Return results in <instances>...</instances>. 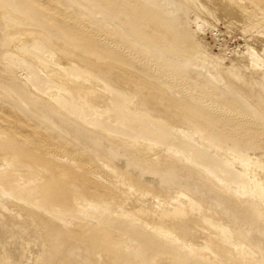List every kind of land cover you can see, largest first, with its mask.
Instances as JSON below:
<instances>
[{
  "label": "rangeland",
  "instance_id": "obj_1",
  "mask_svg": "<svg viewBox=\"0 0 264 264\" xmlns=\"http://www.w3.org/2000/svg\"><path fill=\"white\" fill-rule=\"evenodd\" d=\"M32 1L0 0V102L4 103L2 105L0 103V117L12 120L13 126H18L14 117H17L19 113L22 114L23 110V114L33 126L45 132L47 130L49 135H55V132L66 142L75 145L79 151L88 153L90 159L99 162L100 167L103 168L105 164L111 165L119 172L131 176L139 184L158 190L167 197L180 193L187 198L191 209L188 217L170 220V224L174 227L173 232L162 240L171 243V247L159 250L156 256H154L156 251L154 254L138 251L140 243L130 234L119 232L117 241L120 246L114 249L111 258L100 261L101 251L89 248V240L77 238L76 232L71 227V223L80 222L86 215L99 218L98 211L91 208L89 203L84 205L82 212H77L74 204L65 201L48 204L44 197H40V204H47L50 213L60 221L61 225L57 231L63 235V241H60L61 236H56V239L48 236L49 243H47L43 238V232L34 226L33 221H29V218L24 216H17L16 212L11 211L7 205H2L4 202L0 197V264H183L184 261L197 258L191 253L190 247L185 248L181 243L199 234L195 228L198 224L206 227L202 236H208L212 247V254H208L209 259L213 255L220 264H264V218L260 217V213L264 211V39L261 40L258 36L264 30V23L251 29L247 23L224 11L207 12L203 1L200 2L202 6L199 3L194 4L196 7L186 6L184 0H162V6L153 4L149 0H62V2L54 0L57 3L56 6L48 7L34 5ZM173 1L175 3L173 11L163 8ZM59 7L63 8L64 12ZM145 7L149 8L153 14L142 16L143 11L140 9L144 10ZM202 8L205 10L203 11ZM261 8L264 11V5H261ZM89 10L97 13L91 16L92 23L89 22L93 28L98 27L99 24L105 27L107 22L112 28L114 25L111 21L118 19L121 23H128V29L132 30L137 38L146 41L147 32L145 31L150 28L151 23L161 24L172 27L176 34H179L184 41L186 40L185 42H194L196 47L192 42L190 48L183 43L182 39L180 43L169 41L165 38L168 27H163L160 33L156 29L155 31L152 29L150 33L155 39V46L178 66L184 67L186 77L189 78L191 74H195L211 80L222 92L236 101L238 109L250 118H242V120L250 123L248 129H252L253 133L229 127H210L207 124V118L215 116V110L205 108L206 105L197 97L199 100H196L191 91L181 89L176 93V97L179 96L178 99L186 97L185 101L180 103L183 108L192 107L199 111L198 118L203 116L206 118L202 122L194 121L206 131L207 136H212L211 145L229 149L246 163L250 162L249 173L244 176L245 174L239 172L241 178L233 179L235 190L244 191L243 194L249 206L242 210L229 204L224 193L217 189V187L221 188L219 182L194 166L204 164L209 167L210 160L217 159L211 151L201 148L198 138L186 141L181 136L180 131L184 127L189 129L187 134L203 132L199 126L190 125L194 121L185 117V124L182 123L183 120L177 122L178 124L173 122L176 126L164 123L162 111L149 102L140 90L126 87L112 78L113 70H118L138 84L151 83L153 92L160 98L164 97L163 89L156 84L165 86L169 83V78H164L165 70H159L164 76L155 73L150 75L144 65L147 62L137 61V56L135 57L134 54L126 58L134 72L115 67L114 62L117 58L111 59L110 44L107 41L102 43L88 41L83 35L82 24L79 26L75 24V21L76 23L83 21L87 25L86 19L90 17ZM137 10L141 16L129 20L130 14ZM66 14L67 16L70 14V18H65ZM14 34L17 37L11 39L10 36ZM187 36L191 37V40L186 38ZM123 40L129 45L139 42V40L129 41L127 37ZM57 45H63L73 51H81L84 55L96 60L88 61V66H78L74 62L67 61L60 54L54 55L51 49ZM195 48L200 50L196 51ZM190 49L194 51H189ZM44 65L48 67L47 70L43 69ZM58 66L78 76L89 74L103 79L108 85L106 100L103 103L97 101L95 106L91 105L87 99L73 92L72 86H62L54 82L49 75L51 70ZM252 66L253 69H251ZM227 68L232 72H229ZM217 69L218 71L220 69V72L216 71ZM138 73L149 75V78L144 80L138 76ZM226 73L232 76L228 74V77ZM238 75H246L251 87L239 82L240 80L237 81ZM215 76L217 80H214ZM238 95L246 98L250 104L246 105L239 101ZM3 106L9 108L5 109ZM252 106L257 116L251 114ZM12 108L20 112L15 111V113L13 110L14 113H12ZM109 134L118 137H123L122 134H124L134 142L156 144L158 152H166L170 149L174 153L180 152L179 155L175 153L178 155L177 158L184 157L185 161L183 165L173 164V160L161 161V166L158 164L159 160H162L161 157L155 155L158 157L156 158L146 154L143 156L135 154V156L133 152H128L123 143H112L107 137ZM170 134L172 136L167 137ZM26 139L14 131L8 132L0 128V168L4 165V153L16 155L21 161L31 155L30 152L37 155L36 145L32 141L28 143ZM182 141L186 142L183 144ZM189 141L192 143L190 144ZM194 150H199L204 155L206 153L203 160L200 159L199 162ZM148 157L152 159L148 160ZM155 158L156 165V161H153ZM162 162L166 163L167 167ZM169 163H171L170 166H168ZM223 163H225L224 160ZM227 163L222 168L210 166L219 179L224 178L221 171L225 167L242 171L239 167L235 168ZM189 164L192 166L190 167ZM18 166L20 163H15L14 167ZM104 171L113 174L107 167ZM49 175L45 173L44 177L47 178ZM204 175L212 179L213 183L209 184ZM258 175L261 176V180ZM30 176L34 177L33 174ZM227 180L231 179L227 177ZM34 190L35 188L29 187V191ZM10 193L16 194L17 199L27 205L36 206L31 197H26L25 190L20 189L17 192L16 189H10ZM118 203L120 202H112L108 207L107 215L112 214L113 219L120 218L113 212L121 205ZM242 211L251 214L247 216ZM136 221L137 224H142V221ZM164 229H167V226ZM51 230L49 229L48 233ZM236 245H239L241 249H238ZM206 262L219 264L209 260Z\"/></svg>",
  "mask_w": 264,
  "mask_h": 264
},
{
  "label": "bare ground",
  "instance_id": "obj_2",
  "mask_svg": "<svg viewBox=\"0 0 264 264\" xmlns=\"http://www.w3.org/2000/svg\"><path fill=\"white\" fill-rule=\"evenodd\" d=\"M149 1L158 6H162V0H149ZM201 1H203L207 12L214 13L217 12L218 10L224 11L226 13H229L230 16L234 18H238L239 20L243 21V23L244 22L247 23L248 27L251 29H254L258 27L261 23H264V11L261 8V5H264V0H249V1L246 0H186L185 1L184 0V3L186 6L188 5L190 6L198 3L199 5L202 6L203 4H200ZM60 2H62V0ZM32 3L34 5L37 4L42 6L45 5L47 7L49 5L56 6L57 4L56 1L54 0L52 1L33 0ZM174 6L175 3L173 1L171 3H167L163 8H165V10L168 9L173 11ZM59 8L60 10H63V8L61 7ZM140 10L143 11L142 16L153 14L150 12V9L147 7H145L144 10L143 9ZM95 14H97L95 11L89 10L90 17L89 18L85 17V19L87 18L86 19L87 21L84 20L86 21V23H88L87 25L83 21L78 23H76L77 21H75V24H77L78 26L82 24L81 27H83L84 30L83 35L88 41L101 42V43L107 41L110 44V51L112 53L111 59L117 58V60L114 62L115 67H118L120 69L122 68L127 71L129 70V72L130 71L134 72V70L126 60V58L134 54L135 57L137 56L136 57L137 61L143 63L147 62L144 65H146L147 71L148 73H150V75L155 73L157 75L162 76L163 73L159 71L160 69L165 70L164 75L165 74L170 75V76L163 75L164 78L165 77L169 78L168 79L169 83H167L165 86L156 84L158 87L160 86L159 87L160 89L161 88L163 89L164 97L160 98L156 95L155 92H153L150 86L151 83L138 84L135 80H132L129 76L121 73L118 70H113L112 73L113 75L112 78L115 81L125 85L126 87H131L133 89L135 88L140 90L143 93V96H145L149 102H151L156 108H159L163 113L162 121L164 123H170V125L171 124L173 125V122L177 123L183 120L182 123L185 124L184 121L185 117H188L192 121L198 120L202 122L206 120L204 116L203 118H198L199 111L194 110V108L192 107L183 108L180 105L181 101H185L186 97L184 98L181 97L178 99L177 97L179 96L176 97V93H178V91L180 92L181 89H186L187 92L191 91L190 93H194L192 95H194L195 98L196 97L199 98L201 100L200 102L206 105L205 108H210L211 110L212 109L215 110L214 112L215 116H209L207 118L208 126L214 128L229 127L238 131H245L246 133L254 132L252 129H248L250 123L243 121L246 118L248 119L250 118L247 117L245 112H242L241 110L238 109L236 101L231 99L227 93L222 92L218 88L217 84H214V82H212L207 78L205 79L195 74H191L189 78L186 77L185 75L187 74L184 67L182 68L178 66L174 61H172L169 57H167L164 54V52L160 50V48H157L155 46L156 45L154 44L155 39H153L154 37L150 35L151 30L154 29L155 31L156 29L160 33V31L162 32L163 27H168L166 29L167 35L165 38H168L169 41L172 40L176 43L182 42L183 39L179 34H176L174 32V29L172 27L168 25H161V24L156 25L151 23L150 28L147 31H145L147 32L146 41H143L137 38L132 30L130 31L128 29V23H121L118 21V19H114L111 21L114 25L112 28L109 27L108 22L105 24V27H102L99 24L98 27L93 28L90 24L92 23L91 16ZM139 15L141 16L139 10H137L130 14L129 20H132L133 18H138L140 17ZM69 16L70 14L68 16L67 14L64 15L65 18ZM135 25H137V23ZM119 33L121 35H119ZM188 35L190 36V33ZM258 36L261 40L264 39V30L261 31ZM16 37L17 35L15 34L10 36L11 39H15ZM124 37H127L129 41L139 40V42H134L132 43V45H129L128 43L123 42ZM186 38H188V36ZM190 38L191 37H189L188 39ZM185 41L183 42L186 43L185 45L188 46L192 45L193 41L192 42L190 41L185 42ZM193 46L196 47L195 44ZM51 50L53 51L54 55L60 54L67 61L74 62L78 66L81 65L88 66L87 65L88 61L91 62L96 60V58H91L88 57L87 55H84L81 51H73L72 49L65 48V46L63 45L54 46L52 47ZM197 50L200 49L198 48L196 49V51ZM139 51L141 53H139ZM189 51H194V50L190 49ZM253 68L254 67L252 66L251 69ZM43 69L47 70L48 67L45 66L43 67ZM221 70L223 71L224 69ZM216 71H218V69ZM228 71L230 72L231 69L230 70L228 69ZM218 72H220V69ZM228 74L226 73V76H228ZM218 75L220 74L218 73ZM138 76L144 80L147 79V77L149 78V75L146 76L145 74L143 75L138 73ZM216 76L214 80L218 79L216 78ZM226 76H224V78H226ZM245 76L238 75L239 79L237 81L240 80L239 82L251 87L250 82L247 81V76L246 77ZM49 77L59 85L67 86V87L72 86L73 92L77 93L78 95H81L83 98L87 99V101L91 105L94 106L97 105L96 103L97 101L103 103L108 95L107 92L108 85L100 77H93L89 74H83L82 76H78L76 74L67 72L62 66H58V68L51 70ZM224 78L222 79L224 80ZM186 90H182V91L185 92ZM193 97L192 100L194 99ZM197 98L196 100H199ZM237 99L241 102H244L246 105L250 104L249 101H247L246 98H244L243 96L238 95ZM2 104L4 103H1V105ZM4 106L3 108H5ZM13 110L14 108H12V111L11 110L9 111L14 113L16 111V108L14 112ZM16 112H20V111H16ZM23 112L24 111L22 110V114ZM250 112L253 116H257L253 106L250 108ZM22 114L19 113L17 117H14V121H17L18 126L15 125L13 126L12 120L4 119L5 117L3 118V116L1 115L2 118L0 117V128L8 132L14 131L17 134H19L20 137L24 139L27 138L25 141H28V143L33 142L36 145L38 152L37 155L36 154L33 155L32 152H30L31 155H28V157L24 161L19 160V157L16 155L10 153L3 154L4 165L1 166L0 168V197L1 200L4 202V203L1 202L2 205L3 204L5 206L7 205L11 211L16 212L17 216H24L29 218V221L30 220L33 221L34 226L36 228L41 229V231L43 232L44 240L47 243H49L48 236L53 237V239H56V236L58 237L61 236L60 241H63V235H61V233L57 231L61 223L59 220L56 219L55 216H53L50 213L47 204H46L47 206L40 204L41 203L40 197H44L48 204L61 203L62 201H65L70 204H74L77 207V212H82L84 205L86 203H89L91 208L98 211L99 218H95L93 217V215L90 216L86 215L85 219L80 220V222L75 221L71 223V227L72 230L76 232L75 235L77 238L89 240V244H90L89 248H91L94 251H101V253L99 254L100 261L107 260V258L108 259L111 258L114 253L113 252L114 249L120 246V243L117 241V235L119 232L130 234L134 239H136L140 243V246H138L139 247L138 251L140 250L141 252L144 253L152 252L153 254L156 251L154 256L158 254L159 250L167 249L171 247V243L165 242L164 240H162V238L163 239L167 238L169 234L173 232L174 227L172 224H170V220L179 217H188L190 215L191 204H188L187 198L184 195L177 193L172 197H167L162 193H160L158 190L149 189L146 186L139 184L131 176L119 172L115 167H112L111 165L105 164L104 167L102 168L99 166L98 164L99 162L97 160L94 161L93 159H90L88 153L79 151L75 147V145L70 144L68 141L66 142V140H64L61 136L60 137L57 136L55 132H54L55 135L53 134L49 135L47 133V130L45 132L40 128L33 126V124L25 116V114L23 115ZM227 118H229L230 120L227 121L226 120ZM242 118L244 119L242 120ZM190 125L199 126V124H197L195 121ZM146 126H144V128ZM173 126H176V124ZM199 128L201 127L199 126ZM201 129L203 132L189 131L191 134H187L186 132L189 129H186L184 127L181 129L180 133L181 136H183L186 141L192 140L195 137L198 138L201 148L203 147L211 151V154H215L217 156V159L215 160L211 159L210 160L211 164H208L209 167H207V165L204 164H199V165L196 164L194 166L199 168L204 174L211 175L213 177V180L219 182L221 188L219 189L217 187V189L219 190V192L224 193L225 199L229 204L235 205L240 209L249 206L248 201L244 197L245 195L243 194L244 191L239 192L235 190L233 179L241 178V173L239 172H242L243 175L245 174L244 176H246L249 173L248 168H250L249 167L250 162L246 163L240 157H238V155L230 152L229 149H222V148H218L217 145H211L210 142L212 136L211 135H209L210 137L207 136L206 131L203 128ZM99 133L101 132L99 131ZM122 136L123 137H118L111 134L107 135L108 139H110L112 143L114 142L123 143L124 146L128 149V152L130 151L131 153L132 152L134 153L133 155L137 154L143 156L144 154H146V155H152V157L153 156L161 157L162 160L157 159L160 161V163H158L159 165H161V161L166 162L173 160V164L181 163L182 165H183V161H185L183 160L184 157L183 159L180 157L177 158V156L181 154L180 152L175 151V153L178 154L176 155L173 151H170L171 149L166 151L165 147L164 149L166 152H162V151L158 152L157 151L158 149L156 148V144H146L140 141L134 142L131 141L130 138L127 137L126 135L122 134ZM169 136L172 135L170 134L167 137ZM189 142L190 144L192 143L191 141ZM193 142L195 141L193 140ZM159 147L161 149V146ZM190 148H192V146ZM194 151H196V158H198L199 162L200 159L203 160L206 153L204 155V153H202L199 150H194ZM148 158H149L148 160L152 159L151 157ZM156 158L153 159V161L154 160L156 161ZM223 160L225 163L228 162L227 164H229L230 166L233 167L235 166V168L239 167L242 171H234L229 167H225L224 169H222V171L220 170L224 174L223 175L224 178L219 179L217 175L214 173L213 168H211L210 166L222 168L224 167L225 164L223 163ZM17 162L20 163V166L15 168L14 166L15 163ZM186 162L188 161L186 160ZM156 164L157 161L155 165ZM170 165L171 163L168 164V166ZM176 165L178 166L179 164ZM189 166L191 167L192 165L189 164ZM106 167L107 169L112 171L113 174L106 173L104 171V168ZM165 167L167 166L165 165ZM45 173H48V175L49 174L50 175L46 178L44 177ZM32 174L34 175V177L30 176ZM253 176L255 175L253 174ZM227 177L230 178L231 180H227ZM205 178L209 184L213 183L212 179H209L206 176ZM259 178L260 180L262 179L261 176ZM29 187H33L35 188V190L31 192L29 191ZM10 189H14V190L16 189L17 192H19L20 189L25 190L26 197L27 198L31 197L33 203H35L36 206L27 205L23 201L17 199V195L10 193ZM112 202H120L118 204H121L118 207H116V209L113 211L114 214L117 215V217L118 216L120 217L119 219L111 218L112 214L107 215L109 211L108 207ZM242 212L247 216H250L251 214L249 212H244V211ZM260 217L264 218V211L260 213ZM136 220L142 221V224H137ZM164 226L165 227L167 226V229H164L165 228ZM195 228H197L199 234L182 242L181 244L184 245L185 248L190 247L191 253L194 254L197 258H193L189 261H184L183 264H208V262H206L207 260L220 264V261L217 260L215 257H213V255L210 257V259L208 258V254H212V247L209 242L208 236L206 237L202 236L206 227H203L201 224H198L195 226ZM49 229L52 230L48 233ZM176 240L178 241V239ZM194 246L199 247V249L196 250ZM236 247L238 249H241L239 245H236Z\"/></svg>",
  "mask_w": 264,
  "mask_h": 264
}]
</instances>
